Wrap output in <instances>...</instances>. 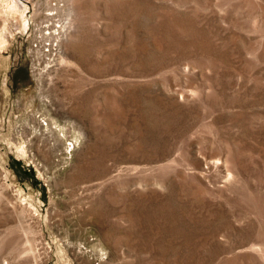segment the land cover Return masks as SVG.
<instances>
[{"label":"rangeland","instance_id":"rangeland-1","mask_svg":"<svg viewBox=\"0 0 264 264\" xmlns=\"http://www.w3.org/2000/svg\"><path fill=\"white\" fill-rule=\"evenodd\" d=\"M0 264H264V0H0Z\"/></svg>","mask_w":264,"mask_h":264}]
</instances>
